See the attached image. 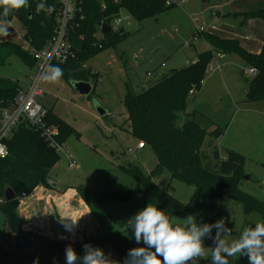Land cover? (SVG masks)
Wrapping results in <instances>:
<instances>
[{
	"label": "rangeland",
	"instance_id": "rangeland-1",
	"mask_svg": "<svg viewBox=\"0 0 264 264\" xmlns=\"http://www.w3.org/2000/svg\"><path fill=\"white\" fill-rule=\"evenodd\" d=\"M217 11L216 8H210L209 3L204 0H184L142 20L131 15L128 22L123 24L126 36L121 37L115 46L103 50L86 62V67L100 74L94 91L89 95L77 92L73 82L66 81L63 77L53 84L41 82L45 95L39 98V102L44 107L53 109L73 130L65 134L59 161L47 175L56 183L57 188L52 189L41 183L27 194L25 199H18L19 206L25 202H40L38 208L42 209L48 202H63L65 197L60 199V195L68 193H72L68 202H81L77 195L78 190L111 195L113 197L108 198L102 207L110 219L100 226L98 234L122 235L135 247L143 246L142 243L138 245L135 242L131 229H127L126 225L130 217L146 206L143 194L139 191L141 185L120 169L119 165L130 163L150 172L154 169L157 158L150 145H146L145 149L135 150L139 140L131 133L123 99L128 87L137 94L162 76L191 65L204 49V33L213 29L212 23L215 24ZM225 19L226 16H223L217 22L225 23ZM1 21L8 27L10 35L0 36V41L16 43L28 52L30 42L24 37L25 30L21 22L17 19ZM199 27L205 28L203 34L197 33ZM100 38L99 34L98 39ZM228 55L238 61L233 63L231 68H224L223 75L230 71L236 74L239 84L246 85L247 79H251L257 71L255 74L250 73L245 61L237 54ZM243 69H246V74ZM149 73L154 75L150 76ZM34 74L33 67L17 55L11 56L0 66V78L10 79L23 87H27L28 82L30 85L29 77ZM212 76L220 78V72H214L211 76L209 73L205 75L201 88L196 90L195 94H189L188 110L200 104L199 101L207 103L216 98H224L222 107L227 106V89L221 82L218 84L221 89L198 94L200 90L203 91L206 81ZM91 83L93 86V80ZM244 97L241 93V99L246 100ZM240 106L243 107L241 103ZM99 108L104 109L106 115L101 116ZM250 108L254 110L247 111L238 107L217 110L215 107L214 111L205 109L203 112H214L220 128L229 126L225 143L232 145L246 157L242 167L244 176L239 187L264 202V102H255ZM242 119L247 122L245 126L239 124ZM186 120V113H181L178 124L182 125ZM203 121H206V118ZM129 148L133 151L129 152ZM221 151L225 154V151ZM71 162H75L77 166L71 167ZM153 180L182 203L191 202L194 195L193 185L172 179L168 171L154 176ZM130 192L133 194L129 199H122V196ZM205 202L204 197L197 196L191 203L190 211L171 217L178 223L182 222L189 214L200 213ZM42 216L45 218L46 215ZM58 218L57 223L64 231L66 226L61 222L60 216ZM248 219L254 223L263 221L257 212L251 213ZM223 220L231 233L225 238H238L245 228L246 220L241 203L225 197ZM43 232L48 233V230ZM79 233L82 231L79 230ZM86 240V237L81 238L77 243L81 244ZM0 245L14 255L16 239L5 224V212L1 207ZM206 246H213L212 240L207 239ZM80 255H83V250ZM241 258L245 264H249L247 256L230 257L229 264H236ZM197 264H210V255L207 260L197 261Z\"/></svg>",
	"mask_w": 264,
	"mask_h": 264
},
{
	"label": "trees",
	"instance_id": "trees-1",
	"mask_svg": "<svg viewBox=\"0 0 264 264\" xmlns=\"http://www.w3.org/2000/svg\"><path fill=\"white\" fill-rule=\"evenodd\" d=\"M54 1L29 0L28 7L21 8L8 17L0 15V21L17 19L25 30L24 37L29 40L30 46L41 49L53 33L55 17L54 14L38 10V7L40 3L51 6ZM87 5L86 19L83 24L86 28V38L84 41L73 39L77 57L65 64L54 66L63 69L62 77L66 81L91 82L93 80V92L100 74L86 67V62L103 50L115 46L121 37L127 34L126 31L123 34L110 33L103 40L98 41L95 34L98 32L100 20L120 8H125L133 17L142 20L172 6H166L164 0H122L119 4L109 2L107 9L102 8L100 0H87ZM2 11L0 9V13ZM242 16L245 20L264 19V8L246 12ZM81 32L84 33L85 30ZM204 38L212 49L200 53L191 65L162 76L137 94L128 87L123 102L127 110L131 133L139 142L152 146L157 162L150 172H145L139 166L130 163L120 164L119 168L140 183L139 191L143 194L145 205L152 203L163 209L169 216L190 211L192 201L197 196H202L206 202L201 212L195 215L196 219L203 223H214L223 219V199L229 197L241 203L246 216L244 226H254L255 223L248 217L251 213L257 212L264 222V202L242 191L239 187L244 176L242 167L246 157L231 149H227L224 154L220 148L212 145L213 142L207 144L209 150L204 149L208 136L211 140L217 139L224 134L227 127L217 126L214 130L208 131V128L204 126L205 122L198 117L197 112L186 113V111L190 91L201 88L216 53L237 54L249 67L255 68L257 73L251 79H247L248 89L245 101H264V46L259 53H252L237 39L222 38L209 32L204 33ZM13 55L20 56L31 67L35 66L34 59L20 45L0 41V66ZM20 89L19 83L0 78V108L9 106ZM181 113H186L187 120L179 125ZM47 121L59 128L61 143L64 141L65 134L73 130L53 109H48ZM6 144L8 156L0 157V207L5 212V224L10 234L16 240L20 238L23 248L17 250L14 247L15 253L11 255L0 245V264H33L36 258H38V264H65L66 245L71 244L80 255L86 243L101 248L109 245L123 260L128 250L135 247L122 235H99L81 244H73L35 231L24 230L18 211V199L21 193L27 195L41 183L48 185L47 175L57 164L60 156L55 149L48 146L39 132L25 125H21ZM165 171L171 174L172 179L194 186L191 202L182 203L153 180L154 176ZM6 187L15 191V199L10 201L4 199ZM132 194L133 192H130L122 196V199H129ZM77 195L89 206L101 226L109 221L110 216L102 210V207L105 201L113 196L84 190H78ZM68 196H72V193H68ZM206 241L207 238L205 245ZM236 264H245L243 258Z\"/></svg>",
	"mask_w": 264,
	"mask_h": 264
},
{
	"label": "clouds",
	"instance_id": "clouds-1",
	"mask_svg": "<svg viewBox=\"0 0 264 264\" xmlns=\"http://www.w3.org/2000/svg\"><path fill=\"white\" fill-rule=\"evenodd\" d=\"M29 6V0H0L3 17ZM10 33L3 21H0V36ZM63 75L59 66L49 65L40 75L43 83H57ZM79 218L61 217V222L70 220L73 226ZM131 229L135 242L143 244L128 250L124 259L112 258L111 254L90 243L83 245V255H79L71 244L65 247V264H197L207 260L210 264H229L230 257L247 256L249 264H264V222L245 227L238 238L228 240L231 235L223 219L214 223H203L189 214L182 222H176L158 206L148 203L126 223ZM215 230V235H213ZM64 238V237H62ZM210 239L213 246L205 245ZM38 264V258L33 261Z\"/></svg>",
	"mask_w": 264,
	"mask_h": 264
},
{
	"label": "crops",
	"instance_id": "crops-1",
	"mask_svg": "<svg viewBox=\"0 0 264 264\" xmlns=\"http://www.w3.org/2000/svg\"><path fill=\"white\" fill-rule=\"evenodd\" d=\"M208 3L210 8H216L218 10L217 12H220V17L216 16L214 21L215 24L212 23L214 27L213 29L209 28V33H213L222 38L237 39L245 49L252 53H259L261 51L262 47L264 46V19L251 18L245 20L242 14L263 9L264 0H211ZM223 16H226L225 23H218L217 20H221ZM203 45L204 49H202L203 51L201 53L212 49V46L207 42L206 39L204 40ZM218 54L220 56H218ZM236 61L238 60H235L232 55L216 53L215 57L213 58V62L210 64L213 70L209 73V76H211L214 72H220V78L213 76L210 77L206 81L203 91L200 92V90L198 93L200 95V93H205L206 91L209 92L213 89H221V87L218 86V84L221 82L227 89V106L222 107V101L224 98H216L213 101L207 103H202L203 101H199L198 103L200 104H198L197 106L194 105V107H192V110H188L187 108L186 113L197 112L198 117L202 118L203 120L204 118H206V121H204V126L208 128V131H212L217 126H219V121L215 120L214 112H212L213 114L205 113L203 112L205 109H210L212 111L215 110V107H217V110H224L225 108L233 107H238L242 110L247 111L253 109L250 107L255 102H246L245 99H241V93L247 98L248 84H239L237 81L236 74L230 73V71L225 72L223 75V69L231 68V65L233 63H236ZM250 68L251 67H249V70ZM33 70H35V66L33 67ZM243 73H247L246 69H243ZM153 75L154 74L152 73V75L150 76ZM29 78V81H31V76ZM28 86L23 87L20 85V87L23 89L28 88ZM240 103L243 107L240 106ZM219 105L220 107H218ZM239 124L240 126L242 124H244L245 126L247 122L242 119ZM228 133L229 126H227L224 134L217 139L211 140V137L208 136L206 138V142L203 148L209 150L207 144L213 142V146H217L223 151H226L227 149L235 151L238 150L232 145H228V143H225V139ZM145 148L146 146L144 148H138L137 143L135 150H142ZM64 197L65 200L63 202H54V204L53 202H46L48 205L46 206L45 204L44 208L42 209L38 208L40 202H25L24 205L19 206V215L21 218L23 229L26 231H35L47 237L55 238L58 240H65L70 243H77V241L85 237L88 240L95 239L96 237H98V233L101 230V225L93 216L89 206L82 199H80L81 202L73 203L68 202L70 201L69 199L72 198V196L68 197V195L66 194L60 195V199H63ZM43 213L46 215L45 218L42 216L44 215ZM59 216L81 218L79 219L78 224L76 226H73L70 220L64 221L63 223L66 226V229H64L63 231L57 223V219H59ZM47 230L48 233L43 232ZM79 230L82 231V233H79ZM102 249L105 251L106 254H111L112 258L121 260L109 245H106Z\"/></svg>",
	"mask_w": 264,
	"mask_h": 264
},
{
	"label": "built area",
	"instance_id": "built-area-1",
	"mask_svg": "<svg viewBox=\"0 0 264 264\" xmlns=\"http://www.w3.org/2000/svg\"><path fill=\"white\" fill-rule=\"evenodd\" d=\"M164 1L166 6H175L184 0ZM109 2L119 4L122 0H100L103 9L108 8ZM87 7V0H55L51 3V6L49 4H39L38 10H42L47 14H54L55 26L43 48L36 49L32 46L27 48L28 53L35 61V74L31 77L28 89L21 88L9 106L0 108V157H5L8 154L6 141L21 125L39 132L48 146L58 153L62 150L63 143L59 140L60 130L56 125L47 121L48 109L39 102V98L45 95L39 75L49 65L65 64L77 57L73 39L77 38L79 41H84L86 38V28L83 24L86 19ZM124 11L126 13H123ZM130 16L131 14L125 8L110 13L100 22L109 25L111 30L107 34H103L101 26L98 25L95 38L101 41L110 33L123 31V24L128 22ZM83 29L85 30L84 33L81 32ZM204 32V27L197 29L198 34ZM99 34L101 35L100 39H98ZM218 56L220 55L218 54ZM212 70V66H209L207 73ZM249 71L253 74L256 73L255 68H250ZM149 75H152V73H149ZM195 92V89H192L190 94ZM145 146L143 142L138 143V148H144ZM128 151L132 152L133 149L129 148ZM69 165L71 167L77 166L75 162H71ZM26 197L25 193L20 195L21 199Z\"/></svg>",
	"mask_w": 264,
	"mask_h": 264
},
{
	"label": "water",
	"instance_id": "water-1",
	"mask_svg": "<svg viewBox=\"0 0 264 264\" xmlns=\"http://www.w3.org/2000/svg\"><path fill=\"white\" fill-rule=\"evenodd\" d=\"M216 16L220 17V12H217ZM98 25L101 26L103 34H107L111 30L110 26L104 22H99ZM123 33H124V30L121 31V34H123ZM71 82H73V86L76 89V91L82 95H89L92 92L93 86H92L91 82L83 81V80L82 81H77V80L75 81L74 80ZM98 112L101 116L106 115V111L104 109L99 108ZM246 178H249V177L246 176ZM47 183L52 189L57 188L56 183L54 181L50 180L49 178L47 179ZM15 198H16L15 191L10 187H6L4 199L6 201H10V200H13ZM15 248L17 250H20L23 248L20 238H17Z\"/></svg>",
	"mask_w": 264,
	"mask_h": 264
}]
</instances>
